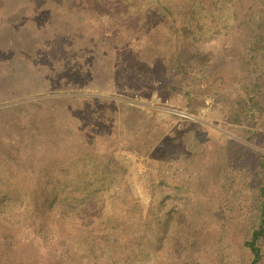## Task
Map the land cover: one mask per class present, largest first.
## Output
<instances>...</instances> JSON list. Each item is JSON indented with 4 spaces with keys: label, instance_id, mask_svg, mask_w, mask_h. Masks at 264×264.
<instances>
[{
    "label": "rangeland",
    "instance_id": "1",
    "mask_svg": "<svg viewBox=\"0 0 264 264\" xmlns=\"http://www.w3.org/2000/svg\"><path fill=\"white\" fill-rule=\"evenodd\" d=\"M113 3L152 19L148 46L130 51L116 39L113 51L101 46L94 60L82 59L97 40L91 19ZM241 12H190L195 49L209 51L203 40L213 47V35L223 36ZM181 16L152 0H0V264L248 263L239 225L247 212L230 207L209 155L216 134L206 133L209 144L196 150L205 166L194 162L184 173L179 155L169 171L159 167L167 150L189 153L197 145L176 144L188 123L170 111L179 112L187 98L166 81L158 85L154 72L159 65L164 75L167 65L159 33L168 38L172 29L163 22L180 29ZM78 62L82 73L69 71ZM87 96H127L160 108L134 110ZM45 202L52 232L46 222L42 229ZM158 206L173 215L166 233Z\"/></svg>",
    "mask_w": 264,
    "mask_h": 264
},
{
    "label": "trees",
    "instance_id": "2",
    "mask_svg": "<svg viewBox=\"0 0 264 264\" xmlns=\"http://www.w3.org/2000/svg\"><path fill=\"white\" fill-rule=\"evenodd\" d=\"M152 3L162 7L165 13L175 9H179L182 13V16L176 19L181 25L180 29H175L172 27L174 24L168 21L163 22L172 29L168 38L162 37L159 33L168 47L167 65L164 67V75L159 65L154 72H157L158 85L166 81L167 87H175V91L182 92L187 98L186 104L179 109V112L189 117L179 114L176 117L188 124L186 130L175 141L176 144H192L193 141L197 143L193 148L190 146L189 153L184 147L178 148V146L175 147L179 151L167 150L159 167L167 168L166 170L169 171L175 163H179V155H184L185 165L182 170L184 173L189 172V167L194 162L197 167L205 166L198 159L202 153L196 150L199 144L205 146L209 144L206 133L216 134L211 145L215 150L209 155L216 157L215 163L222 187L231 196L230 207L235 206V209L247 212L242 215L243 219L239 220L240 227L245 229L241 248L248 256L247 264H264V0H152ZM113 4L115 5L113 9L98 7V11L94 14L96 17L91 19L90 23L94 24L91 25L92 35L97 40L82 59L94 60L98 56L99 47L102 52L101 46L113 51L116 39H119L130 51H144L148 46L149 41L145 38H151L152 35H147L149 32H146V29L152 25V19L130 16L128 12L132 8L121 11L116 3ZM234 6H238L239 12L242 11L240 15L237 14L236 24L227 27L223 36L215 33L213 37L217 38L218 42L215 41L213 47L209 46L211 42L204 39L203 42L210 48L209 51L196 50L192 42L198 41V38L195 31L191 30L192 17L189 13L205 17L203 14L210 10L225 12ZM58 45L59 52L64 51L65 45L63 43ZM85 45L82 41L81 47L77 49L82 51ZM104 51L107 53L105 49ZM81 68L78 62L76 68H66V71L69 69L82 73ZM93 69L89 67L83 72ZM222 70H231L234 75L227 79L219 74ZM101 98L87 96L84 99L94 103L112 102L134 110L152 109L155 112L153 109L160 108L133 102L127 96L119 97L121 99ZM203 109H207L209 113L201 116ZM206 118L208 122L205 121ZM167 146L165 141H161L159 150L164 151ZM203 177L202 175L199 178L200 182ZM50 206L45 202L40 207L42 229H46L45 222L49 225L50 218L47 212ZM156 209L159 214L164 213L161 206ZM154 217L158 215L155 213ZM172 220L173 215L170 210H167L162 218L159 217V224L165 228L164 233L169 230ZM221 221L222 224H228L224 219ZM49 227L51 232L55 231L53 226L49 225Z\"/></svg>",
    "mask_w": 264,
    "mask_h": 264
},
{
    "label": "water",
    "instance_id": "3",
    "mask_svg": "<svg viewBox=\"0 0 264 264\" xmlns=\"http://www.w3.org/2000/svg\"><path fill=\"white\" fill-rule=\"evenodd\" d=\"M138 105H142V104H138ZM172 113H176V114H179V115H182V116H187L189 117L187 114H184V113H181V112H177V111H170Z\"/></svg>",
    "mask_w": 264,
    "mask_h": 264
}]
</instances>
